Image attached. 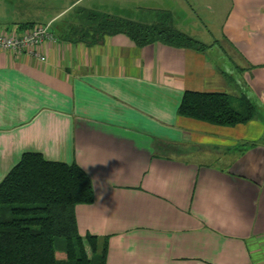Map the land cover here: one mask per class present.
Returning <instances> with one entry per match:
<instances>
[{"label": "crops", "instance_id": "1", "mask_svg": "<svg viewBox=\"0 0 264 264\" xmlns=\"http://www.w3.org/2000/svg\"><path fill=\"white\" fill-rule=\"evenodd\" d=\"M84 1L80 13L134 10L143 23L166 13L205 48L76 37L58 22ZM93 2L0 0V32L42 24L55 38L0 51V182L26 152L79 165L94 199L74 207L78 233L106 237L105 264H264V133L254 117L178 115L186 90L264 108V0ZM196 148L230 159L186 158Z\"/></svg>", "mask_w": 264, "mask_h": 264}, {"label": "trees", "instance_id": "2", "mask_svg": "<svg viewBox=\"0 0 264 264\" xmlns=\"http://www.w3.org/2000/svg\"><path fill=\"white\" fill-rule=\"evenodd\" d=\"M99 18L96 25L80 30L81 38L96 42L104 35L124 33L140 47L161 42L205 48L173 27L166 13L152 23L111 14ZM239 104L235 106L232 97L223 92L186 90L178 115L233 126L255 115L251 102ZM7 173L0 182V264H105L106 237L78 233L74 207L94 199L91 179L79 165L26 152Z\"/></svg>", "mask_w": 264, "mask_h": 264}, {"label": "rangeland", "instance_id": "3", "mask_svg": "<svg viewBox=\"0 0 264 264\" xmlns=\"http://www.w3.org/2000/svg\"><path fill=\"white\" fill-rule=\"evenodd\" d=\"M43 1H48V0H43ZM53 2L54 5H52L51 7L55 9L57 8H63L65 5L70 4L71 2H73L74 0H51ZM90 1H94L93 3L97 2V0H90ZM88 3V1H84L82 4L77 5V9H75L74 11L70 12L67 16H65L64 18H61L62 20H60L61 22L58 23H65L64 21H66L68 24L72 23L74 24V26L71 27L70 30V34H75L76 37H80V30H83V28H90L93 25H96L101 19L99 17L101 16H105V14L103 13H95V12H88L86 10H83L82 13L79 12L80 9H82L80 6H85ZM86 11V13L84 14V12ZM118 13H115V15L120 16V17H124V18H128V19H134V21H145L144 19L147 17L146 15H144L143 12H136L134 10H129V11H120ZM114 14V13H112ZM145 17H144V16ZM80 25H84V27L80 26ZM248 100L249 102L252 103V105L255 108V115L253 118V121H251V125H252V133L254 134V136L257 134L260 135V133H264V108L261 107L257 102H255L254 100H249V98H241L242 101L244 100ZM257 121V123L255 122ZM257 124H262L263 127L258 126ZM263 128V131H261V129ZM264 140V137H263ZM241 142V141H240ZM239 145V144H238ZM204 150L202 149H194L193 151H190L189 156H186V158H191L197 161H202V162H212L214 164H219V165H225V163L228 162V160L230 159L228 155L226 156H222L220 155L221 153H213V155H207L204 152H202ZM216 159V161H215Z\"/></svg>", "mask_w": 264, "mask_h": 264}, {"label": "built area", "instance_id": "4", "mask_svg": "<svg viewBox=\"0 0 264 264\" xmlns=\"http://www.w3.org/2000/svg\"><path fill=\"white\" fill-rule=\"evenodd\" d=\"M49 25H34L24 30V33L0 32V51L12 53L31 52L47 40H54V35L49 32ZM44 60V56L39 57Z\"/></svg>", "mask_w": 264, "mask_h": 264}]
</instances>
